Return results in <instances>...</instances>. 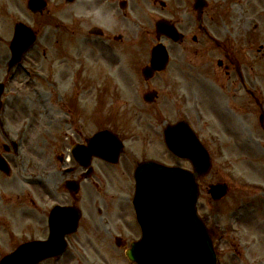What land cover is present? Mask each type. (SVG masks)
Listing matches in <instances>:
<instances>
[{
    "label": "flooded vegetation",
    "instance_id": "obj_1",
    "mask_svg": "<svg viewBox=\"0 0 264 264\" xmlns=\"http://www.w3.org/2000/svg\"><path fill=\"white\" fill-rule=\"evenodd\" d=\"M30 1L17 0L18 13L25 20L40 18L34 24L39 22L41 31L46 33L43 57L47 66L57 68L64 74L62 81L72 85V96L68 97L62 112H55L53 105L48 106L45 94L40 96L39 101L31 100L27 64L10 68V53H6L14 35L13 26L0 30V83L5 87L0 100V147L8 155L12 150L14 152L15 145H18V149L30 146L36 134H39L38 141L54 146L60 152V162L68 159L60 187L64 181L79 182L81 186L94 181L106 182V216H109L111 206L107 192L110 184L133 183L135 169L140 163L156 161L167 166L174 164L175 158L164 143L167 124L161 119L171 116L173 112L191 116L194 100L193 108L205 112L207 86L202 79L204 69L201 59H206L210 42L223 50L224 46L215 40L212 31L217 24L215 17L222 9L215 6L218 0H207V9L200 18L191 0L171 1L170 4L158 0H131L128 4L119 0L117 6V1L112 0L108 12L112 14L116 11V16L112 17L106 35V0H77L74 5L64 4V0H46L47 9L41 13H37V5L32 12ZM13 2L0 0V21L14 20ZM120 2L124 3V7ZM246 2L251 5L254 0ZM162 20L169 21L182 35L184 42L193 44L194 52L188 48L185 50L187 61L184 68L174 71L169 79H163L167 73L156 75L150 81L136 78L135 72L142 71L140 63L136 61L139 59L138 53L146 49L138 46L133 48L137 50V56L128 74L123 62L126 52L111 44H121L124 35L154 37L157 34L156 25ZM63 21L70 22V27L62 24ZM52 27H56V30L49 31ZM119 37L123 38L122 41L117 40ZM106 43L110 45L106 47ZM48 47L54 50L51 56L47 55ZM224 59V62L218 63L219 78L215 80L214 87L228 104L226 111L218 109L219 117L226 122L229 131H234L233 126L229 127L230 118L240 117L247 125L253 120L256 100L254 80L249 67L236 63V58L228 51H224ZM46 73L47 69L43 70L45 84L58 82L48 78ZM184 75L187 79L178 78ZM184 91L188 97L186 104L182 101V97L187 99L182 95ZM150 94L155 95L157 102L151 115L140 105V100ZM112 97L115 103L111 105ZM90 101H93L92 106ZM111 106H116L117 110L112 111ZM35 108H41V111L36 112ZM228 114L231 116L228 117ZM146 116L152 118L151 123L145 119ZM95 129L96 133H110L121 141L122 153L117 164L93 159L92 168L81 167L80 152L88 147ZM74 148H78L75 156ZM14 162L12 158L11 163ZM88 172L92 173L88 175ZM36 179L43 194L54 200L44 184L46 175H38ZM59 189L55 201L62 198L63 203L66 193L63 195L62 188ZM88 190L82 187L80 196L73 200L76 204H82L87 211L92 209L93 204V195L89 196ZM25 216L30 218L31 214L26 213ZM33 218L34 228L40 229L39 225L46 223L47 211H40Z\"/></svg>",
    "mask_w": 264,
    "mask_h": 264
},
{
    "label": "rangeland",
    "instance_id": "obj_2",
    "mask_svg": "<svg viewBox=\"0 0 264 264\" xmlns=\"http://www.w3.org/2000/svg\"><path fill=\"white\" fill-rule=\"evenodd\" d=\"M164 1L168 2L169 0ZM263 10L264 4L262 3L260 4V11ZM223 27L230 30L234 42L238 44L239 57L254 67L253 73L258 81V88L263 89L258 95L263 97L264 102V17H255L250 22L235 21L232 23V27L227 22H223ZM237 27H242V30L238 31ZM224 35L229 36L226 33ZM156 43L155 38L142 42V46L146 49L139 53L141 64L148 62V47L155 46ZM164 44L171 51L172 44L168 42ZM180 49L175 53V57L180 56L181 64L184 67L186 60L183 61L184 57H182ZM125 58L126 62L129 63L130 57L126 56ZM219 60L216 52H211L207 56L206 75L204 77L207 93L212 96L207 97L205 102L207 107L217 110L220 108V110L226 111L228 104L220 98L213 85ZM174 62L177 60L174 59ZM31 63L37 67L39 60H32ZM55 78L58 79L59 77L56 75ZM188 78L193 77L188 76ZM164 79L169 78L165 77ZM30 89L31 93L37 94L31 87ZM34 89L38 90L37 87ZM260 115L261 113L255 109L254 129L250 131V128H247L250 133H246L244 128L247 124L240 117L229 119V127L233 126L234 131L230 129L231 131L228 130L227 133L222 131L218 133L210 130L207 134L203 133L213 156L214 170L209 178L201 182V185L208 188L212 184L225 183L230 188L229 196L222 203L211 202L205 193L198 205L199 213L215 239L221 260L220 264H264V132L260 127ZM230 116L228 114V117ZM210 123L215 125L212 120ZM211 139L213 142L210 141ZM47 159V173L49 175V172L53 173L57 170V166L51 163L48 155ZM184 167L188 168L186 165ZM15 174L14 171L11 178L0 185L2 189L0 195H7L8 198L18 197L17 193L11 192V190H21L20 186L18 188L13 187L23 181H21L22 175ZM48 175L47 180H50ZM49 186L53 188L51 185ZM28 187V185L25 186V189L27 190ZM117 191L118 195L122 196V191H125L124 186L118 185ZM15 198L14 202H16ZM99 201L100 197L95 194L92 220L84 226V229L87 230L86 234L81 231L76 238L72 239L67 254L61 260L44 264H131L126 258V251L118 249L114 239L118 235L116 230L126 232L122 238L129 245L141 238L130 204L125 202V223L121 229H117L114 224L106 221V218L105 221L100 219L98 209L102 206L98 204ZM113 217L117 219L119 213L116 211ZM106 225L110 234H106V227L104 228ZM20 231L26 234V231ZM20 231L18 232L19 235ZM8 248L9 246L0 245V251H6Z\"/></svg>",
    "mask_w": 264,
    "mask_h": 264
},
{
    "label": "water",
    "instance_id": "obj_3",
    "mask_svg": "<svg viewBox=\"0 0 264 264\" xmlns=\"http://www.w3.org/2000/svg\"><path fill=\"white\" fill-rule=\"evenodd\" d=\"M160 29L172 37L167 26L162 24ZM32 42V38H29L25 45ZM153 57L156 68L167 63L164 47L156 48ZM101 138L103 137L96 138L92 147H97ZM185 140L187 145L183 143ZM169 146L178 157L193 162L196 175L163 169L156 165L139 169L134 204L143 239L133 245L127 256L137 264H216L211 237L196 210L199 193L195 181L210 172L209 155L187 129L172 136ZM211 194L216 200L222 199L227 194V188L222 185L212 187ZM68 214L59 212L56 220L51 221V237L48 243L26 246L3 264H39L55 256L64 248L65 236L75 233L77 229L79 218L72 229L63 227L65 223L57 221Z\"/></svg>",
    "mask_w": 264,
    "mask_h": 264
}]
</instances>
